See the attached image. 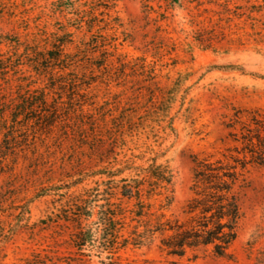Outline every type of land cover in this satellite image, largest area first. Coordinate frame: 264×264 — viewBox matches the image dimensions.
<instances>
[{
  "label": "rangeland",
  "instance_id": "rangeland-1",
  "mask_svg": "<svg viewBox=\"0 0 264 264\" xmlns=\"http://www.w3.org/2000/svg\"><path fill=\"white\" fill-rule=\"evenodd\" d=\"M227 176L225 255L168 256L145 231ZM110 262L264 264V0H0V264Z\"/></svg>",
  "mask_w": 264,
  "mask_h": 264
},
{
  "label": "trees",
  "instance_id": "trees-1",
  "mask_svg": "<svg viewBox=\"0 0 264 264\" xmlns=\"http://www.w3.org/2000/svg\"><path fill=\"white\" fill-rule=\"evenodd\" d=\"M223 177H226V175H223ZM227 178L230 182L221 179L217 185L210 187V191L203 194L202 198L192 200L187 210L183 211V214L187 217L185 221L168 219L162 222L161 220L164 217L161 216L152 229H147L145 232L150 233V235L157 233L161 236L160 249L165 251L168 256L183 257L188 249L206 247H212L217 256L225 255L228 247L236 239V228L241 216L236 196L232 194L233 178L229 176ZM171 179L172 176L166 167L153 166L149 171V178L142 182H148L150 187L148 193H151L156 189H166L171 185ZM142 182L137 184L136 188L141 186ZM124 192L131 194L132 191L128 185H125ZM130 194L123 193V196L132 198ZM135 197L138 200L136 206L139 209L135 212V216L137 218L147 216L148 212H144V209L149 208L150 205H145L141 201L138 189ZM116 216L117 213L114 211H102L98 223L103 226L104 232L113 239L117 238L116 226L121 224L119 221H115ZM147 226L149 225L147 224ZM134 234L138 240L143 239L144 233L138 234L135 231ZM79 240L81 242L80 246H83L91 242L92 237L87 233H83ZM109 264H114V262Z\"/></svg>",
  "mask_w": 264,
  "mask_h": 264
}]
</instances>
